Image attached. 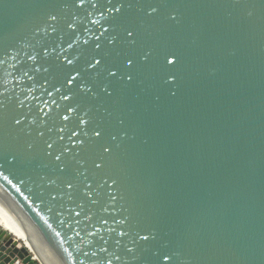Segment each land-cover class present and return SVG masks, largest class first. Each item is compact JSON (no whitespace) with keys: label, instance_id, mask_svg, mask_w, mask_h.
Returning <instances> with one entry per match:
<instances>
[{"label":"water","instance_id":"obj_1","mask_svg":"<svg viewBox=\"0 0 264 264\" xmlns=\"http://www.w3.org/2000/svg\"><path fill=\"white\" fill-rule=\"evenodd\" d=\"M0 221L45 264H264V0H0ZM0 264L42 262L0 225Z\"/></svg>","mask_w":264,"mask_h":264},{"label":"bare ground","instance_id":"obj_2","mask_svg":"<svg viewBox=\"0 0 264 264\" xmlns=\"http://www.w3.org/2000/svg\"><path fill=\"white\" fill-rule=\"evenodd\" d=\"M0 225H2L4 228L10 230L11 232H13L18 238L23 239L24 242L26 243V245L33 251L35 257L38 258L42 262V264H45L43 262V260L41 259V257L39 256V254L36 252V250L18 232H16L13 228H11L5 222L0 221Z\"/></svg>","mask_w":264,"mask_h":264},{"label":"snow or ice","instance_id":"obj_3","mask_svg":"<svg viewBox=\"0 0 264 264\" xmlns=\"http://www.w3.org/2000/svg\"><path fill=\"white\" fill-rule=\"evenodd\" d=\"M65 119H67V117H65ZM97 135H99V133H97ZM49 147H51V146L49 145ZM57 159H59V157H57Z\"/></svg>","mask_w":264,"mask_h":264}]
</instances>
